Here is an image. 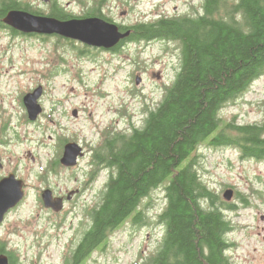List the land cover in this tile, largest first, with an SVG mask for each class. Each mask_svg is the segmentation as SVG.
I'll return each mask as SVG.
<instances>
[{
    "label": "rangeland",
    "instance_id": "rangeland-1",
    "mask_svg": "<svg viewBox=\"0 0 264 264\" xmlns=\"http://www.w3.org/2000/svg\"><path fill=\"white\" fill-rule=\"evenodd\" d=\"M22 1L34 9L46 11L48 8L39 0ZM67 1L60 0L63 4ZM126 2L129 7L124 6ZM198 4L199 0L106 2L113 10L124 12L120 15L124 22L143 19L159 9L172 10L177 6L178 10L186 11ZM116 11L113 15L118 18ZM78 49L80 46L53 38L12 36L0 31V69L6 72L5 68L15 66L26 71L23 84H13L2 90H9L13 95L3 104H14V110L18 112L15 116L8 115L10 120L21 119L24 114L19 103L21 93L40 84L44 90L40 100L44 108L41 120H61L58 126L65 127L67 133L90 140L100 137L99 132L103 135L110 130L128 133L133 127H141L147 106L152 108L162 99L163 84L172 82L179 64V49L176 51L167 43L147 46L132 43L114 54L89 49L78 55ZM136 75L141 78L138 84ZM263 102L264 74L253 80L240 95L226 101L219 115L223 119H233L231 121L239 125L260 123ZM74 110L78 111L77 116ZM84 168L85 161H82L72 175L82 179ZM194 168L220 200L224 201L222 194L226 188L234 190L232 199L225 201L233 209H223L231 226L225 233L230 243L225 254L233 264H264V159L244 157L232 146L203 143L197 151ZM37 169L35 164L27 174L28 181L36 186L39 185L35 179ZM108 174V169L101 171L95 185L98 192ZM74 183L72 180L68 186ZM35 192L36 189H30L24 205L26 219L25 228L21 229V262L69 264L75 244L91 223V219L83 216L88 205H71L61 214L47 213L40 208V216L35 217L38 210L31 200ZM165 204L161 185L142 198L141 221L136 223L130 217L126 219L119 228L109 232L105 248L94 251L84 264H136L151 256L164 235L158 215ZM9 239L15 241L18 238Z\"/></svg>",
    "mask_w": 264,
    "mask_h": 264
},
{
    "label": "trees",
    "instance_id": "trees-1",
    "mask_svg": "<svg viewBox=\"0 0 264 264\" xmlns=\"http://www.w3.org/2000/svg\"><path fill=\"white\" fill-rule=\"evenodd\" d=\"M158 24L178 41L179 70L141 128L106 133L102 161L113 175L69 264L85 263L125 219L140 222L142 198L161 185L164 235L157 251L136 264H233L225 254L231 226L223 213L233 206L203 183L194 164L203 143L264 159V102L260 123L239 125L219 115L264 74V0H203L199 17Z\"/></svg>",
    "mask_w": 264,
    "mask_h": 264
},
{
    "label": "flooded vegetation",
    "instance_id": "flooded-vegetation-1",
    "mask_svg": "<svg viewBox=\"0 0 264 264\" xmlns=\"http://www.w3.org/2000/svg\"><path fill=\"white\" fill-rule=\"evenodd\" d=\"M39 1L48 7L46 11L31 8L28 2L22 0H0V31H5L6 34L9 33L12 36H27L40 39L53 38L58 41H64L73 46H80L78 55L86 53L89 49L114 54L119 52L124 46L132 43L146 46L167 43V45L171 44L172 49L176 51L179 49L177 71L180 67L178 41L168 38L170 33L167 29H160L158 23L161 21L175 22V20L182 19L191 20L199 17L202 14L203 2V0H199L197 6H191L186 11H180L177 6H174L172 10L159 9L151 16L143 19L124 22L121 21L120 17L124 12L113 10L111 6L106 5L107 0H68L66 4L61 3L60 0ZM124 6L129 7V2H126ZM11 10L26 11L39 17L54 18L59 21L98 18L106 23L115 25L119 33H127V35L119 39L113 46L105 48L90 45L79 39L65 37L55 32H24L4 23L3 18ZM115 11L118 14V18L113 15ZM170 24L174 25L175 23ZM140 28L145 30L141 32L139 31ZM61 59L63 61V58ZM5 70L6 72L0 69V264H22L19 252L23 248V244L20 238L22 237L21 229L25 228L24 205L30 194V189H36L35 196L31 199L38 210V212L34 213L35 217L40 216V208H43L47 213L61 214L69 206L80 203L88 205L83 210V216L85 219H91L90 212L95 206L101 204L106 183L112 177L113 171L106 167L102 161V150L106 134L103 135L102 132H99L101 134L100 137L90 140L85 136L67 133L68 130L65 127L58 126V122H61V120H41L40 117L44 108L40 100L44 90L40 84L25 90L29 91L26 94L23 93L25 91L21 93L19 103L24 109V114L21 119L10 120L8 115L15 116L18 115V112L14 110V104L7 103L8 106L3 104L5 99L8 100L13 95L9 90H2L6 86L23 84L26 71L15 66L5 68ZM137 76L139 75H136L135 78ZM157 76H161L160 73H157ZM6 81L8 85H6ZM170 84L163 85L166 89ZM32 93L38 94L35 102L40 108V112L34 119L29 117L24 100L26 95ZM149 109L151 107L147 106L146 114ZM76 112L78 113L77 110H74V114L77 116ZM52 124L54 125L53 127L51 126ZM143 124L144 120L141 127ZM67 146L77 151L73 165H68L62 161ZM82 161H85V168L82 171L84 177L80 179L73 176L72 173L81 166ZM35 164L38 166L35 172V179L39 184L37 186L31 184L27 178L28 172L33 170ZM104 169H108L109 174L105 184L98 192L95 185L101 171ZM72 180H75V183L68 186ZM45 190L50 191L52 198L62 205L59 211L56 212L44 206L42 193ZM20 191H22V195H19ZM12 193L13 196L10 198L9 195ZM88 228L82 232L75 247L81 241ZM110 233L108 232L107 238H103L99 244L92 248L88 257L94 251L105 248ZM8 237H17L18 239L12 241L11 239L8 240Z\"/></svg>",
    "mask_w": 264,
    "mask_h": 264
},
{
    "label": "water",
    "instance_id": "water-1",
    "mask_svg": "<svg viewBox=\"0 0 264 264\" xmlns=\"http://www.w3.org/2000/svg\"><path fill=\"white\" fill-rule=\"evenodd\" d=\"M3 21L24 32H55L65 37H72L90 45L105 48L113 46L119 39L127 35V33H119L115 25L106 23L98 18L59 21L54 18L39 17L26 11L11 10L3 18ZM135 82L136 84L140 82V76L135 78ZM37 97L38 94L32 93L26 95L24 98L31 119H34L40 112L39 105L35 102ZM76 155L77 151L67 146L62 161L68 165H73ZM19 195H22V191H20ZM233 195L234 190L226 188L223 191L222 197L224 201H230ZM12 196L13 193L9 195L10 198ZM42 198L45 207L51 208L56 212L61 209L62 205L52 198L50 191H43Z\"/></svg>",
    "mask_w": 264,
    "mask_h": 264
}]
</instances>
